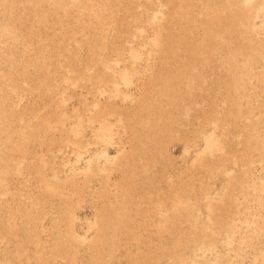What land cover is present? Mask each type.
Here are the masks:
<instances>
[{
  "label": "bare ground",
  "instance_id": "1",
  "mask_svg": "<svg viewBox=\"0 0 264 264\" xmlns=\"http://www.w3.org/2000/svg\"><path fill=\"white\" fill-rule=\"evenodd\" d=\"M0 264H264V0H0Z\"/></svg>",
  "mask_w": 264,
  "mask_h": 264
}]
</instances>
